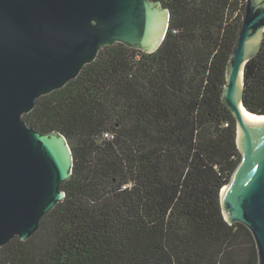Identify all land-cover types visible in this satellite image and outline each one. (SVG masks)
Segmentation results:
<instances>
[{
    "label": "trees",
    "instance_id": "obj_1",
    "mask_svg": "<svg viewBox=\"0 0 264 264\" xmlns=\"http://www.w3.org/2000/svg\"><path fill=\"white\" fill-rule=\"evenodd\" d=\"M169 12L153 52L114 44L24 116L72 151L65 196L0 264H259L251 231L220 192L241 156L222 102L246 0H149ZM242 102L264 115V35Z\"/></svg>",
    "mask_w": 264,
    "mask_h": 264
},
{
    "label": "water",
    "instance_id": "obj_2",
    "mask_svg": "<svg viewBox=\"0 0 264 264\" xmlns=\"http://www.w3.org/2000/svg\"><path fill=\"white\" fill-rule=\"evenodd\" d=\"M169 12L149 0H0V251L27 241L61 203L72 151L58 132L41 133L24 116L42 97L76 79L114 44L155 51ZM264 0H246L225 69L222 102L236 122L241 161L220 192L225 220L252 233L264 264V115L243 106L244 67L260 51Z\"/></svg>",
    "mask_w": 264,
    "mask_h": 264
}]
</instances>
